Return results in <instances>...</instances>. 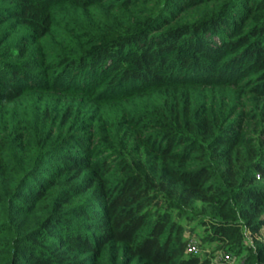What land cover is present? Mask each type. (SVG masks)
Segmentation results:
<instances>
[{"label":"trees","instance_id":"1","mask_svg":"<svg viewBox=\"0 0 264 264\" xmlns=\"http://www.w3.org/2000/svg\"><path fill=\"white\" fill-rule=\"evenodd\" d=\"M263 232L264 0H0V264H264Z\"/></svg>","mask_w":264,"mask_h":264},{"label":"built area","instance_id":"2","mask_svg":"<svg viewBox=\"0 0 264 264\" xmlns=\"http://www.w3.org/2000/svg\"><path fill=\"white\" fill-rule=\"evenodd\" d=\"M199 240H193L191 239L187 244V253L192 255H199L203 250L200 248L199 243L197 242ZM197 242V243H196ZM209 252V251H207ZM219 262H224L226 264H237L233 258H231L230 255H224L221 253L216 254L214 259L212 260V264H216Z\"/></svg>","mask_w":264,"mask_h":264},{"label":"rangeland","instance_id":"3","mask_svg":"<svg viewBox=\"0 0 264 264\" xmlns=\"http://www.w3.org/2000/svg\"><path fill=\"white\" fill-rule=\"evenodd\" d=\"M262 237L264 238V232H263V235H262ZM191 239H188V242L190 241ZM198 243H199V245H200V248L202 249V250H206V249H208L209 248V246H207L206 244H203V243H201L202 241L200 240V241H197ZM196 242V243H197Z\"/></svg>","mask_w":264,"mask_h":264}]
</instances>
